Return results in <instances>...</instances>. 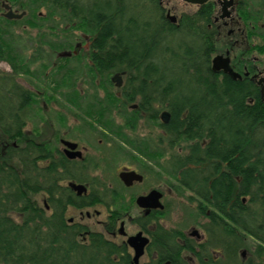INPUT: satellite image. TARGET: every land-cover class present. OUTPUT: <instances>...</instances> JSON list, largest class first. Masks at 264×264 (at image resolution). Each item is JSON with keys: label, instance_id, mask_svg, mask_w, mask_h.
<instances>
[{"label": "trees", "instance_id": "obj_1", "mask_svg": "<svg viewBox=\"0 0 264 264\" xmlns=\"http://www.w3.org/2000/svg\"><path fill=\"white\" fill-rule=\"evenodd\" d=\"M38 1L49 2V18L53 10H62L65 24L90 34L88 73L98 87L112 88L111 75L123 73L118 95L106 90L105 96L84 104L83 126L115 135L135 152L116 144L115 155L129 156L138 166L142 167L141 156L147 162L169 156L170 186L177 193L189 192L187 200L196 202L205 218L204 239L191 247L180 245L179 239L185 237L180 230L139 221L150 239L145 249L149 259L140 264H188L183 254L190 251L196 264H264V101L248 79L211 69L217 47L215 30L207 27L212 1L194 13H183L177 23L166 18L158 0H93L83 6L78 0ZM25 7L32 10L26 3ZM263 18L256 11V20ZM70 40L55 49H70ZM0 60L12 71L0 77V264H133L124 241L108 239L67 217L70 207L102 202L112 208L107 227L112 230L127 210L122 194L126 188L119 182V188L108 189L96 177L93 192L76 195L67 184H89L86 166L64 157L53 142L39 139L36 128L34 137L27 136L35 93L14 77L28 74L29 63L13 51L1 28ZM63 96L78 105V92ZM133 104L136 108L127 109ZM115 111L122 113L129 129L139 118L156 121L158 139L150 145L128 137L114 123ZM162 111L169 115L167 123L158 120ZM182 146L183 154L166 155ZM107 192L112 194L110 202L102 197ZM153 219V212L145 218Z\"/></svg>", "mask_w": 264, "mask_h": 264}, {"label": "rangeland", "instance_id": "obj_2", "mask_svg": "<svg viewBox=\"0 0 264 264\" xmlns=\"http://www.w3.org/2000/svg\"><path fill=\"white\" fill-rule=\"evenodd\" d=\"M12 1L17 4L18 12L24 10L26 14L23 18L13 23L4 22L0 15V28L5 31V37L13 51L24 55L26 61L29 63L28 74L20 73L14 77V80L23 88L35 93L36 102L33 107L35 114H31L32 111L29 110L30 118L26 121L25 127L27 136L34 137L33 133L36 128V130L40 131L38 138L53 142L60 152L62 151V144L59 142L60 138L78 143L82 155L88 159V167L84 171L89 181V184L84 182L88 186V192H91L95 188V184L91 180L92 177H98L109 188H119L118 171L125 167L136 169L143 175V181L135 184L129 190L122 191L125 200V197H128L130 194L137 195L147 192L151 188H157L162 191V201L166 204L165 213L158 220L163 227L178 229L184 234L189 233L193 227L201 229V224L205 221V218L196 210V202L187 200L186 196L189 195V192L182 190L180 193H177L170 186L173 181L168 173L169 168L166 163L169 156H160L152 161L148 160V162L141 156V163L139 164L142 167L138 166L129 156L115 155L114 153L116 144L121 145L122 150H129L134 154L135 152L131 147L124 145L113 134H100V127H95L93 131L87 129L80 121L81 109L84 107V104L93 102L95 97L100 98L105 96L106 90L117 92L114 86L104 91V89L98 87L97 80H93V75H88L90 74L88 73L89 62L84 58L88 50V41L84 43V34L88 35L89 33L82 31V29L71 28L69 24H65V20L63 19L64 12L62 10H53V16L49 18V2L47 1H43V3L41 1L37 2V0ZM78 1L83 6L93 0ZM25 3L26 6L32 8L34 11L27 10ZM248 3L252 5V12L258 11L264 15V0H247L246 4ZM161 5L164 14L169 10L170 15H176L178 18L183 13L190 14L194 8L192 4L181 0H162ZM258 23L259 25L264 24V18L258 21ZM64 28L67 30L64 31ZM69 38L71 39L69 42H72L70 43L71 48H73L72 46L76 41L83 43L81 52L78 54L79 57L73 58L63 67L57 66L55 68L58 65L57 63L61 62V60H57V52L67 50L55 48L60 42H64L63 45H66L65 39L69 40ZM257 43L258 47L264 49V29L259 30ZM263 49L257 50L254 54L264 63ZM53 66L54 69L52 71ZM10 74H12L10 65L6 61L0 60V77H7ZM53 80L56 81L55 91H52L54 89V85L52 86L51 84ZM59 80L64 81L57 84ZM76 92L79 94V97H75L78 100V105L67 101L63 96V94H67L68 97H74ZM47 93L52 94L51 97H47ZM80 95H83L85 100L81 101ZM79 100L81 101L80 103ZM127 109L131 110V108ZM115 112L113 113L114 123L121 126L128 137L145 140L150 145L158 139L160 129L156 121H147L144 118H139L135 126L129 129L124 127L122 113L117 115V111ZM40 115H42V120L39 118ZM58 116H61L62 121L58 120ZM55 137H57V140H55ZM171 152L183 154L185 149L183 146L177 147L174 150L166 151V155ZM144 166H147V168H144ZM36 198L38 203L42 204V196L38 195ZM107 214L108 210L106 207L95 205L81 210L70 208L67 212V217L69 219L72 218L75 222L86 224L94 231L104 233L107 238L118 242L125 240L126 236H121L119 233L109 235L105 232L104 224ZM129 214L136 216L139 215V212L137 209H134ZM124 220L126 235L134 234L139 230L138 226L134 222L129 221L127 217ZM152 225L154 224L149 226ZM118 228L117 224L115 229L118 230ZM183 255L187 257V262L190 264L188 257L192 258V255L188 253H184ZM148 259L149 257L144 254L139 259V263H143Z\"/></svg>", "mask_w": 264, "mask_h": 264}, {"label": "flooded vegetation", "instance_id": "obj_3", "mask_svg": "<svg viewBox=\"0 0 264 264\" xmlns=\"http://www.w3.org/2000/svg\"><path fill=\"white\" fill-rule=\"evenodd\" d=\"M158 1H159V4L161 5L162 0H158ZM211 1H212L213 6H214V11L212 14L211 24L210 23L207 24V27L210 28L212 25L214 30H215V39H216L217 47H216L214 56L220 55L223 59H227V65H228V68L231 70V72L238 73L240 76V77H236V79H244L245 78V79H248L250 82L254 83L258 87L259 96H260L261 85L258 84V81L261 78H264V63L254 53L257 50L259 51L260 49L261 50L263 49L262 47H258L257 39L259 37V30L264 29V24L259 25L258 21L255 20L253 17H252V19H247L248 12H250L251 15H256V12L251 11L252 5H250L249 3L246 4L247 0H211ZM225 2H229V3H227L224 6ZM3 3L7 4L13 12H18L17 4L15 2H13L12 0H1V2H0V8H1L0 15L1 16L5 12V9L2 7ZM192 6L194 8H193L191 13H194L196 10H198L200 8L201 5L192 4ZM161 7H162V5H161ZM21 11H23V10H21ZM25 14H26V12H25ZM165 16L171 23H177V21L179 20V18L176 15H170L169 10H167ZM172 17L174 19H172ZM84 35H85V42L84 43H86L88 41V47H87L88 50H87L86 56L84 58H86L87 61L90 63L89 58H88V54H89V50H90V44H91L90 43V36H89V34L88 35L84 34ZM72 47L73 48L70 47V49L61 50V51L57 52V54H56L57 60H59V58L62 57L59 55V53L67 52V51L71 52L70 55L62 58V61L60 63H57L58 66L63 67L65 65H67V63L70 60H72L73 58H78L79 57L78 54L81 52V48L83 47V43H81L80 41H76ZM263 53H264V49H263ZM217 72L221 73V74L225 73V74L229 75L228 73L224 72L223 70H219ZM88 75H91V74H88ZM229 76H231V75H229ZM263 84H264V81H263ZM31 92H34V91H31ZM134 108H132V109H134ZM158 118L160 119V113L158 114ZM76 149L80 150L78 143H77ZM62 150H63V147H62ZM61 153L63 154L62 151H61ZM64 157L69 159L65 155H64ZM69 160L84 162V165L86 167H88L87 166L88 159L83 155L80 158H74V159H69ZM91 167L93 169V165ZM123 169L134 170L135 172L141 174L136 169L126 168V167L120 169L119 171H121ZM142 177H143V175H142ZM91 180L93 182V177L91 178ZM142 181H143V179H142ZM141 182H133V184L131 186H128V187L123 185L126 188L124 190H129L135 184H138ZM81 184H83L86 187L87 190H86L85 194H87L88 190H89L88 186L85 183H81ZM107 188L112 190L113 187L109 188L107 186ZM151 189H157V188H151ZM151 189H149L147 192H143V193H140L137 195L130 194V195H128V197H125L126 201H127V205H128L127 210L123 213L122 217L116 221V224L112 228V230H109L107 228L109 221H110V217H111V213H110V211L112 210L111 206H106L104 203L101 202V203H94L93 205H91L89 207H93L95 205H103L104 207L107 208L108 214H107L106 221L104 224V229H105V232L107 234H109V235L117 234L118 230L115 229L117 224H118V226H120L121 223H123V225H124V223H125L124 219H125V217H127V219L129 221L134 222L138 226V229H139L138 231H141L149 239V236L145 232H143L142 228L139 226V221L145 222L148 225V227H152L155 224L161 225L158 222V220H160V218L162 216V212H164V210L166 208V204L163 203V201H162L163 193L159 189H157V190H159L162 193L161 202L164 205V208L162 210L161 209H151L148 211L147 209L139 208L135 204V199L138 195L146 194ZM92 192H93V190H92ZM102 197L104 198L105 201L110 202L112 199V194H111V192H107L106 194L102 195ZM45 208H47V206ZM70 208H68V211ZM86 208H88V207H86ZM73 209H77V208H73ZM134 209H137V211L139 212V215L132 216L129 214ZM77 210H81V209H77ZM152 212L154 214V219L146 221L145 218L147 216H149ZM72 221H73V219H72ZM151 224H154V225L149 226ZM138 231H136V232H138ZM102 234L105 236L104 233H102ZM184 235H185V237L183 239H179V243L183 247H186V246L191 247L194 244H199L204 239L203 230H202V228L200 229L199 227H193L189 233H187V234L185 233ZM108 239H110V238H108ZM111 240H113V239H111ZM189 254L192 255L191 251L189 252ZM188 259H189L190 264H196V260L193 256H192V258L189 256Z\"/></svg>", "mask_w": 264, "mask_h": 264}, {"label": "water", "instance_id": "obj_4", "mask_svg": "<svg viewBox=\"0 0 264 264\" xmlns=\"http://www.w3.org/2000/svg\"><path fill=\"white\" fill-rule=\"evenodd\" d=\"M183 1H185L187 3H192V4H203L207 0H183ZM227 3H229V2H225L224 6ZM2 7L6 10L3 13V16L8 20L20 19L24 15V12H21V13L13 12L10 9V7L5 3L2 4ZM172 19H174V18L172 17ZM60 55L61 56L70 55V52H62V53H60ZM211 69L214 72H217L219 70H223L224 72L231 75V77H233L234 79L236 77H240L238 73L231 72V70L228 68V65H227V59H223L220 55H215L212 58ZM110 80L112 83H114V85L116 87H120L122 84L121 74L112 75ZM263 81H264V78H261L258 81V84L261 85L260 98L262 101H264V84H263ZM134 107H135V105L132 106V108H134ZM160 120L162 123L168 122L169 115H168L167 111H163L160 114ZM59 142L63 146V150H62L63 154L65 156H67L69 159L80 158L82 156L81 150L76 149L77 148L76 142H72V141L65 140V139H60ZM118 178L127 187L131 186L133 184V182H141L143 179L141 174L135 172L134 170H128V169H123V170L119 171L118 172ZM68 186L78 196L85 194L86 190H87L86 187L81 183L69 182ZM161 197H162V193L159 190L151 189L146 194L138 195L135 199V204L139 208L147 209L148 211L151 209H161L162 210L164 208V205L161 202ZM69 221H72V219L70 218ZM118 233L120 235H126L123 223L120 224V226L118 228ZM148 242H149L148 237L145 236L141 231H138V232L131 234V235H128L126 237L125 243L129 248L132 249V263L133 264H139V259L144 254V251H145V248H146V245L148 244ZM241 255L244 256L245 252L243 251ZM164 264H169V262H165Z\"/></svg>", "mask_w": 264, "mask_h": 264}, {"label": "bare ground", "instance_id": "obj_5", "mask_svg": "<svg viewBox=\"0 0 264 264\" xmlns=\"http://www.w3.org/2000/svg\"><path fill=\"white\" fill-rule=\"evenodd\" d=\"M252 17L256 20V15H251V13L248 12L247 19H252Z\"/></svg>", "mask_w": 264, "mask_h": 264}]
</instances>
